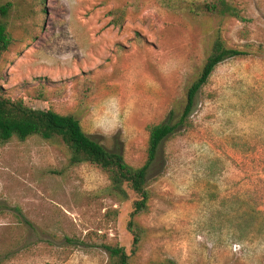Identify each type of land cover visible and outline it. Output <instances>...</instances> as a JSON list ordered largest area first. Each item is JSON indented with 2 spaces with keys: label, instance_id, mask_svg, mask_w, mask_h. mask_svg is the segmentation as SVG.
<instances>
[{
  "label": "rangeland",
  "instance_id": "1",
  "mask_svg": "<svg viewBox=\"0 0 264 264\" xmlns=\"http://www.w3.org/2000/svg\"><path fill=\"white\" fill-rule=\"evenodd\" d=\"M15 1L14 41L0 55L5 94L75 114L134 167L146 160L148 126L180 114L216 33L247 54L214 69L191 127L160 145L135 252L133 194H111L101 169L69 166L65 147L38 136L0 144V264H111L113 244L132 264H264V0H228L245 21L193 18L158 0H44L41 15Z\"/></svg>",
  "mask_w": 264,
  "mask_h": 264
},
{
  "label": "trees",
  "instance_id": "2",
  "mask_svg": "<svg viewBox=\"0 0 264 264\" xmlns=\"http://www.w3.org/2000/svg\"><path fill=\"white\" fill-rule=\"evenodd\" d=\"M31 3L29 12L45 14L44 0H26ZM166 9L173 13L186 14L193 18L203 16L216 18H236L245 21L240 9L228 0H158ZM19 4L15 0L0 1V55L13 44V35L9 31V24H15L13 15ZM114 23L119 24L124 15L123 10L115 13ZM27 21L34 24L30 16ZM28 27L29 30L32 29ZM40 22L33 25L38 28ZM26 30L25 27H22ZM246 51L230 48L225 45L219 32L213 40L211 49L202 65L198 76L187 87L185 102L178 116L170 110L167 117L160 123L148 126V141L146 160L134 167L125 161L118 149H109L101 142L87 134L79 118L73 114H61L52 109L42 110L28 107L21 99H11L0 86V144L16 138L24 141L31 136H38L46 141L63 146L68 152V165L75 166L89 163L97 166L108 177L111 194L126 197L133 194L132 211L128 222V229L132 234V252L139 247L141 238L135 218L145 212L148 207L149 194L146 189L148 171L153 164L158 149L163 141L191 127L190 116L194 110L195 98L199 90L205 85L214 69L229 58L246 55ZM41 98V97H40ZM111 264H132L130 255L119 244L106 245ZM153 264H175L172 260Z\"/></svg>",
  "mask_w": 264,
  "mask_h": 264
}]
</instances>
